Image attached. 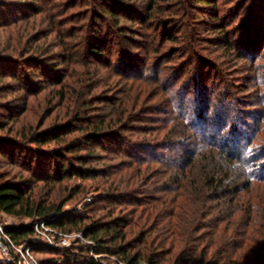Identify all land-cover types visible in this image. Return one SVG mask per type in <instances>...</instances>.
Segmentation results:
<instances>
[{
    "label": "rangeland",
    "instance_id": "374dc122",
    "mask_svg": "<svg viewBox=\"0 0 264 264\" xmlns=\"http://www.w3.org/2000/svg\"><path fill=\"white\" fill-rule=\"evenodd\" d=\"M213 1L215 10L193 0H0V115H8L13 109L20 113L12 122L0 118V125H5L0 137L19 140L30 132H40L55 125H72L73 130L66 131L65 141L68 142L81 137L83 131L79 128L86 129L89 121L97 124L99 119L106 117L104 131L116 132L121 137L119 141H125L126 149L129 147L127 142L154 144L159 140L160 143L169 131L166 119H176L175 116L181 113L180 105L188 103H181L183 96L179 95H184L187 87L198 80L206 89L211 105L210 116L220 106L219 110L228 113L227 124L237 125L241 136L248 138L241 142L245 148L243 157L255 173L264 164V9H258L257 0ZM17 4L29 7V10L22 12L23 7L19 8ZM152 5L155 12L149 14L148 8ZM100 7L120 13L118 28H115L110 15H100ZM257 16L260 18L256 20ZM164 25H168L166 31L173 41L165 42L161 47L160 32ZM221 29L226 31L229 43H225L222 33H219ZM94 36L103 40L102 57L96 61L89 58L86 51L87 41ZM249 40H254L257 51L251 56L240 54L242 44ZM50 54H53L50 56L54 58L52 62L47 61ZM63 55L68 59V64H59L63 70L64 102L56 93L59 85L38 82L32 95H23L12 80L3 76L5 73L19 77L26 74L31 75L33 82L44 80L32 68L37 65L36 58H43L51 64L58 63ZM122 67L127 76L118 74ZM34 72L36 75L32 76ZM189 97L192 96L183 100ZM83 99L91 105L85 107L88 109L83 110ZM109 102L116 105L127 103L124 105L128 107L124 118L133 116L138 122L129 127L127 124L115 126L116 114L107 116ZM80 109L83 111L80 112V120H71ZM184 109L187 108H183V114L186 113ZM164 111L171 114L162 115ZM188 113L187 117H190ZM220 132L211 129L214 142L220 143L221 137L226 135ZM119 141L113 144V149L119 148ZM50 147L56 145L52 143L44 149ZM86 147L77 153L87 155L92 147ZM93 149L98 157L92 164L114 169L116 177L128 171L125 165L132 162L131 158L123 153L103 152L100 147ZM142 167L144 170L145 166ZM151 169L156 170L155 173L162 171L159 166ZM0 173L8 175L4 180L29 177L23 170L2 160ZM149 175H154L153 171ZM157 180V177L150 178L149 184L139 191H151ZM161 182L157 183L158 186ZM252 183L249 196L258 191L264 193V183L258 187ZM105 187L104 178L67 179L55 184L47 202L63 205V211L82 213L97 194L105 191ZM49 188L42 182L34 183V199H45ZM261 200L264 201V194ZM238 201L235 205L242 204ZM97 206L100 207L99 204ZM131 207L135 204L127 206L126 210H131ZM100 214L102 212L96 213ZM0 215L6 227L20 222L11 216ZM254 217L261 228H249L244 237L245 249L234 252L231 246L225 263L264 264V217ZM22 223H28V220H22ZM36 226L32 245L24 246V249L29 248L37 264L53 258L48 247H69L78 240L76 232L56 237L46 225L37 223ZM244 239L237 240L243 243ZM227 242L221 247H225ZM101 264L123 263L115 257H108Z\"/></svg>",
    "mask_w": 264,
    "mask_h": 264
},
{
    "label": "trees",
    "instance_id": "16d2710c",
    "mask_svg": "<svg viewBox=\"0 0 264 264\" xmlns=\"http://www.w3.org/2000/svg\"><path fill=\"white\" fill-rule=\"evenodd\" d=\"M193 1L216 9L213 0ZM257 4L258 9H264V0H257ZM17 5L23 7L22 12L29 10V7ZM100 8V15H110L115 28H118L120 13L114 9L108 12L104 7ZM154 12L152 5L148 13ZM211 16L217 18L216 15ZM259 18L257 16L256 20ZM160 22L159 26L162 20ZM167 26L164 25L160 32L161 47L165 42L173 41L166 31ZM219 33H222L225 43H229L226 31L221 29ZM87 44V56L94 61L99 60L102 57L103 40L94 36L89 38ZM241 47L240 54L251 56L257 51L254 40H249ZM52 55L47 61L52 62ZM59 58L58 63L51 64L43 58H36L37 65L32 68L44 80L33 82L31 75L26 74L19 77L14 73H5L3 76L12 80L23 95H32L33 87L39 85L38 82L59 85L56 93L60 101L64 102L63 70L59 64H68V59L65 55ZM124 70L122 67L118 74L127 76ZM35 72L32 76L36 75ZM187 88L189 90L179 96H183V99L192 97L186 101L182 99L181 103H188L180 105L181 113L175 116L176 119H166L169 131L163 135L160 143L155 137V145L127 142L129 147L126 149L125 141H119L121 137L116 132L104 131L107 127L106 117L99 119L97 124L89 121L86 129L79 128L83 131L81 137L68 142L65 141L66 131H72V125H55L40 132H30L19 140L0 137V160L18 167L29 176L24 180H4L8 175L0 173V213L20 221L17 225L5 228L13 243L31 246L36 224L43 222L56 237L76 232L85 241L82 244L76 240L75 245L69 247H48L53 258L43 264H101L108 257H115L123 264H194L197 261L199 264H227L229 248L233 246L234 252L242 250L246 231L262 226L254 216L264 217V201L261 200L264 193L258 191L249 196L248 192L252 182H256L252 183L256 187L264 183V164L252 173L249 161L243 157L245 148L241 145L242 140L248 138L241 136L237 125L232 122L227 124L228 113L219 110L220 106L210 116L211 105L201 82L195 80ZM87 103L83 99V110L91 106ZM114 103H108L110 111L107 116L116 114L115 126L127 124L129 127L138 122L133 116L124 118L126 108L128 110L124 105L127 103ZM184 107L187 108L184 109L185 114L182 113ZM17 111L13 109L8 115H0V118L15 121L20 115ZM81 111H76V116L71 120H80ZM187 112L190 117H187ZM170 114L166 111L162 113ZM108 124L112 126L111 121ZM4 128L5 125H0V131ZM211 129L221 131L220 134L226 133L220 143L213 141L215 137ZM118 141L119 148L113 149V144ZM52 143L56 147L44 149ZM84 145L92 148L83 156L77 152L87 149ZM97 147L103 152L123 153L131 158L132 162L125 165L128 171L116 177L114 169L92 164L98 157L93 149ZM142 166H145L144 170ZM153 166L161 167L162 171L155 173L156 170L151 169ZM152 171L154 175H149ZM152 177L158 180L151 191H139L149 184ZM72 178H104L107 184L105 191L97 194L82 213L63 211V205L47 202L55 184ZM159 181L163 182L158 186ZM37 182L50 187L42 201L33 197L34 183ZM243 194H248V197H242ZM237 199L242 202L241 205H235ZM134 204L135 207L126 210L127 206ZM97 212L102 214L96 215ZM22 220H28V223H22ZM238 238H243V243H239ZM226 241L228 246L222 248L221 244Z\"/></svg>",
    "mask_w": 264,
    "mask_h": 264
},
{
    "label": "built area",
    "instance_id": "2783aa9c",
    "mask_svg": "<svg viewBox=\"0 0 264 264\" xmlns=\"http://www.w3.org/2000/svg\"><path fill=\"white\" fill-rule=\"evenodd\" d=\"M40 225L44 226L45 224L41 222ZM5 228L6 225L0 215V263L9 262L13 264H37L31 256L29 248L24 249L23 245L14 244L6 234ZM36 228H38V226L35 227V230ZM77 238L79 241L85 242L81 234H77ZM61 243L65 245L63 241H61ZM51 245L52 244L49 243V246Z\"/></svg>",
    "mask_w": 264,
    "mask_h": 264
}]
</instances>
